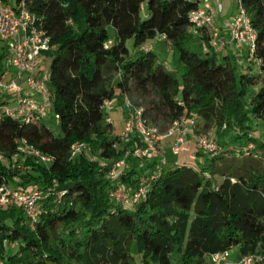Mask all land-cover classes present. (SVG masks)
<instances>
[{"label":"trees","instance_id":"1","mask_svg":"<svg viewBox=\"0 0 264 264\" xmlns=\"http://www.w3.org/2000/svg\"><path fill=\"white\" fill-rule=\"evenodd\" d=\"M26 2L50 37L51 99L46 114L29 121L0 115V187H37L40 214L31 225L18 206L0 208V264H132L133 254L142 264H203L228 250L264 255V132L252 134L255 123L264 128V85L257 83L264 81V0H241L256 32L244 56L253 72L204 51L207 35L188 33L195 2ZM153 41L177 53L178 77L158 62ZM4 61L2 47L0 77ZM131 91L153 95L143 109L151 124L196 116L213 122L219 136L215 152L199 149L195 166L129 157L122 191L130 197L143 188L144 195L124 206L111 197L109 172L139 141L119 143L101 107ZM25 147L51 162L36 161Z\"/></svg>","mask_w":264,"mask_h":264},{"label":"built area","instance_id":"2","mask_svg":"<svg viewBox=\"0 0 264 264\" xmlns=\"http://www.w3.org/2000/svg\"><path fill=\"white\" fill-rule=\"evenodd\" d=\"M197 4L189 15L190 26L188 33L192 35L205 34L209 37V48L220 53L228 44L235 49L252 53L256 40V32L244 10L241 0H237V14L226 25L227 37L223 38L218 25L219 16L223 12L221 0H186ZM0 42L7 52V65L15 72V78L10 80L3 90L9 95V103L0 106V115L5 114L13 118L31 120L33 116H44L50 104L48 61L46 53L50 48V37L44 30L41 20L27 7L26 0H18L13 5L9 0H0ZM19 82H24L22 86ZM0 87L1 84H0ZM125 109V130L119 136L118 142L124 143L137 137L139 145L131 150L122 152L109 172V178L115 183V191L111 197L124 206L136 203L143 197L144 189L139 188L130 197L126 196L121 188L118 178L126 169V160L131 157L136 160H160L161 165L166 164V157L161 154L160 145L168 142L173 156L176 158L187 150L190 137L197 140L200 150L208 153L215 152L218 147L212 141L211 133L196 135L198 118L196 116H182L170 122L165 127L151 124L145 117L143 108L136 105L128 95L122 98ZM102 110L106 114L112 110L110 100L103 102ZM107 123L111 120L107 114ZM225 129L223 125L222 130ZM118 149L117 145H115ZM252 145L243 148L244 152L251 150ZM81 147L76 146L72 156L80 153ZM27 155L36 161L48 165L51 160L40 155L28 147L24 148ZM4 161L0 153V162ZM174 164H180L177 160ZM40 192L35 186L12 191L6 186L0 187V208L16 205L22 209L31 225L36 223L40 214ZM208 264H264L262 254L233 255L231 250L212 254L208 257Z\"/></svg>","mask_w":264,"mask_h":264},{"label":"rangeland","instance_id":"3","mask_svg":"<svg viewBox=\"0 0 264 264\" xmlns=\"http://www.w3.org/2000/svg\"><path fill=\"white\" fill-rule=\"evenodd\" d=\"M13 5L17 4L18 0H9ZM222 6H223V12L221 14L222 18L224 19V25L222 23L223 31L227 33L226 25L229 22L230 19H232L237 14V0H221ZM128 48L130 49V53L133 54L134 50L131 48V42L129 41L127 43ZM152 49L157 53L158 62L161 63L166 70L171 71L175 76H179L181 74V67L178 62V55L177 53L171 48V46L168 43H164L162 41H153ZM3 47V44L0 42V49ZM196 51H199L197 48L194 47ZM238 53V56L233 57L234 65L239 69V71L247 70V71H254L253 64L250 62H247L244 58V56L247 54V51H243ZM225 56V50L219 53V57L222 58ZM3 68L5 70L3 76L0 77V84L2 87H0V102L3 100V97L7 100H10L9 95L3 90V86L5 87L10 80H13L15 78V72L12 68H9L6 64V62H3ZM22 86H25L24 82H19ZM258 86L264 85V81H262L261 78L257 79ZM130 99L138 106L142 107L143 109H148V104L150 101H152L153 95H140L136 93L135 91H131L127 94ZM110 104L112 106V110L109 111L107 114L111 120V127L113 136H120L124 133L125 130V109L122 104V97L118 95V92L115 93V95L110 100ZM169 125V122H163L158 124L160 127H165ZM254 131H252V134H254L257 138L261 137L262 132H264V128L260 125V123H255L254 125ZM196 135L204 136L209 133L212 135V141L215 143V140H218L219 134H216V126L213 122L205 124L202 119L198 118V125L196 129ZM168 145V144H167ZM188 148L187 151L181 153L179 157H175L172 155L171 152L166 155V157L169 160L172 161H178L179 163H186L191 166H195V163L199 161L200 157L197 156V152L199 151V148L197 146V140L194 138V141L191 143H188L186 145ZM190 155V157H188ZM199 158V159H198ZM218 182L221 183V179L218 178ZM231 253L235 256L236 252L234 250H231ZM131 259L133 260L132 264H142L140 258L133 254L131 255ZM101 264H110L108 262H102ZM203 264H208V259L204 260Z\"/></svg>","mask_w":264,"mask_h":264},{"label":"crops","instance_id":"4","mask_svg":"<svg viewBox=\"0 0 264 264\" xmlns=\"http://www.w3.org/2000/svg\"><path fill=\"white\" fill-rule=\"evenodd\" d=\"M222 23H223V25H224L225 22H224V19L222 18V16L220 15V16H219V19H218V25H219V27H220V29H221V35L224 36L223 38L228 39V37H227V33H225V32L223 31ZM240 51H241V50L235 49L234 46H233L232 44H228L227 47H226V49H225V56H229L230 58H233V57H235V56H238V53H240ZM241 52H242L241 54L243 55V51H241ZM3 98H4V97H3ZM4 100H5V98H4ZM7 100H8V99H7ZM192 141H194V137H190V138L188 139L187 144H188V143H191ZM167 144H168V145H167ZM187 150H188V148H187ZM187 150H186V151H187ZM160 151H161V154H162L163 156L168 155V153L171 152L169 143H168V142H165V143L161 144V145H160ZM188 157H190V155H188ZM190 158H191V157H190ZM192 158H193V157H192ZM192 158H191V159H192Z\"/></svg>","mask_w":264,"mask_h":264}]
</instances>
